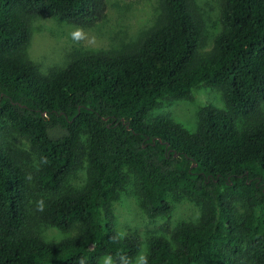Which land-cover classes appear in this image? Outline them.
<instances>
[{
  "label": "trees",
  "instance_id": "trees-1",
  "mask_svg": "<svg viewBox=\"0 0 264 264\" xmlns=\"http://www.w3.org/2000/svg\"><path fill=\"white\" fill-rule=\"evenodd\" d=\"M159 19L122 51H90L41 73L25 56L33 16L86 26L106 0H0V120L23 137L38 168L0 144V264H130L135 233L118 237L103 209L127 172L137 176L148 218L166 214L168 191L204 200L201 221L150 238L143 264H264V0H221V29L199 54L203 25L191 0H159ZM220 88L225 108L204 106L193 131L167 114L164 97L194 86ZM83 145L87 174L65 186ZM31 181L32 184H29ZM42 195V218L61 231L46 242L27 198ZM234 199L243 201L238 215Z\"/></svg>",
  "mask_w": 264,
  "mask_h": 264
},
{
  "label": "rangeland",
  "instance_id": "rangeland-1",
  "mask_svg": "<svg viewBox=\"0 0 264 264\" xmlns=\"http://www.w3.org/2000/svg\"><path fill=\"white\" fill-rule=\"evenodd\" d=\"M191 1L203 25V42L198 53H208L215 36L221 29L219 14L221 0ZM159 12V0H106L104 17L91 25L78 26L58 17L33 16L30 19L31 31L24 53L41 73H46L52 68L65 66L72 59L86 52L122 51L157 23ZM77 30L83 33L80 39L73 36ZM204 106L225 108L222 90L204 84L196 85L189 97L178 100L162 98L151 110L150 117L164 113L188 131H193L198 121L199 111ZM259 115H264V102L258 113L248 118H238L237 124L242 127L251 123ZM0 144L23 163L28 176H31V173L38 168L36 156L28 142L14 133L4 120H0ZM79 151L78 166L66 179L67 187L82 186L86 179L87 165L83 145ZM125 170L126 181L116 189L114 196L103 209V214H108L113 220L118 237L121 238L130 233L140 237L139 249L132 257L130 264H143L147 257V243L150 238L153 235H160L170 239V233L176 227L187 223H198L202 219L205 202L200 198L185 196L178 191H168L165 195L170 204L168 213L148 218L145 214L137 175L128 168ZM29 184H32L31 181ZM27 198L31 203L28 208L31 223L44 241L55 242L74 233V231H61L42 218V202L40 201L43 197L33 185L28 188ZM234 206L238 215L244 212L243 201L234 199ZM98 261L99 264H113V260L108 255H100Z\"/></svg>",
  "mask_w": 264,
  "mask_h": 264
},
{
  "label": "clouds",
  "instance_id": "clouds-1",
  "mask_svg": "<svg viewBox=\"0 0 264 264\" xmlns=\"http://www.w3.org/2000/svg\"><path fill=\"white\" fill-rule=\"evenodd\" d=\"M73 36H74V38H76V39H80V38H82L83 33H82L81 30H77L76 32L73 33Z\"/></svg>",
  "mask_w": 264,
  "mask_h": 264
}]
</instances>
